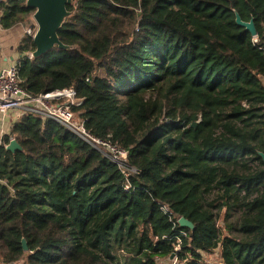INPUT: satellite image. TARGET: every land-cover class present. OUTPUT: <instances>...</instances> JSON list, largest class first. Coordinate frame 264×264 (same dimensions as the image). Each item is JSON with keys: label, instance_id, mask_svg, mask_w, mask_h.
Here are the masks:
<instances>
[{"label": "trees", "instance_id": "1", "mask_svg": "<svg viewBox=\"0 0 264 264\" xmlns=\"http://www.w3.org/2000/svg\"><path fill=\"white\" fill-rule=\"evenodd\" d=\"M25 2L0 1L1 29L28 24ZM67 10L58 37L74 49L33 59L24 35L19 86L35 98L74 88L73 112L127 152L125 168L59 123L21 114L0 144V264L172 254L206 264L216 250L221 264H264V0H72ZM10 138L20 151L6 150Z\"/></svg>", "mask_w": 264, "mask_h": 264}, {"label": "built area", "instance_id": "2", "mask_svg": "<svg viewBox=\"0 0 264 264\" xmlns=\"http://www.w3.org/2000/svg\"><path fill=\"white\" fill-rule=\"evenodd\" d=\"M35 31L36 26L32 23L25 29L24 33L25 35L32 37ZM77 105H79V102L76 100V92L74 88L57 90L35 98L27 94L19 86L17 66L15 64L0 71V112L5 114L18 113V115L31 113L42 119L53 120L80 137L93 148L104 153L116 163L120 169L124 170L127 160V152L117 150L111 145L93 137L87 130H85L83 120L78 119L77 115L72 110V107ZM4 135H7V133L5 134L2 130V138ZM11 140H13V138H10L9 141ZM1 142L2 141L0 140V144ZM178 250L179 247L176 246L175 251ZM176 263L177 260L173 257L164 262L159 261L158 264ZM13 264L23 263L17 262Z\"/></svg>", "mask_w": 264, "mask_h": 264}, {"label": "water", "instance_id": "3", "mask_svg": "<svg viewBox=\"0 0 264 264\" xmlns=\"http://www.w3.org/2000/svg\"><path fill=\"white\" fill-rule=\"evenodd\" d=\"M71 3L72 0H26V7L33 10L32 20L36 26V31L32 36L35 49L30 54L31 58H38L53 50L55 47L65 51H71L74 49V47H69L61 43L58 37V31L64 24L66 18L71 14V12L67 10V6ZM234 15L235 24L249 32L252 38H255L257 34L253 20L244 22L236 12ZM190 126L191 128H195L197 122L191 123ZM6 150L11 152L20 151L21 147L13 139L6 146ZM259 156L264 162V154L259 153ZM177 224L180 228H186L190 231L194 230V225L183 217H180L177 220ZM21 247L23 251H27L25 240H21ZM173 257L172 254L170 259Z\"/></svg>", "mask_w": 264, "mask_h": 264}, {"label": "rangeland", "instance_id": "4", "mask_svg": "<svg viewBox=\"0 0 264 264\" xmlns=\"http://www.w3.org/2000/svg\"><path fill=\"white\" fill-rule=\"evenodd\" d=\"M34 23L32 20V16L30 17L28 24L26 25L27 27L29 26V24ZM14 28V29H13ZM11 29L13 30H3L1 29L3 33V35L0 34V45L2 44V46L6 47L7 45L9 46L10 42L15 38V35L18 34H22V36L24 37L23 32L19 29V27H13ZM7 31H9V36H7L8 34L6 33ZM7 34V35H4ZM20 115H18V113H2L0 112V140L2 141V136H1V131L3 130L6 133H8L9 128L11 126V124L19 117ZM239 215V213H237V216ZM222 226L221 221L219 222V229ZM222 231V230H221ZM223 234H225L224 231H222ZM204 261L206 264H221V260H220V253L219 250H216L214 253L212 254H204L203 255ZM164 262V260H162Z\"/></svg>", "mask_w": 264, "mask_h": 264}, {"label": "crops", "instance_id": "5", "mask_svg": "<svg viewBox=\"0 0 264 264\" xmlns=\"http://www.w3.org/2000/svg\"><path fill=\"white\" fill-rule=\"evenodd\" d=\"M16 27H19V29L25 35L24 31L27 28L26 25H20ZM13 29H10V30H13ZM3 33L4 32H2L0 28V34L3 35ZM6 33L8 34L9 31H7ZM7 34H4V35H7ZM7 36H9V34ZM22 38H23L22 34H18V35H15V38L10 42L9 46L7 45L6 47H4L2 46V44L0 45V71L14 64L15 61L19 58V56L15 52V49L19 41Z\"/></svg>", "mask_w": 264, "mask_h": 264}]
</instances>
